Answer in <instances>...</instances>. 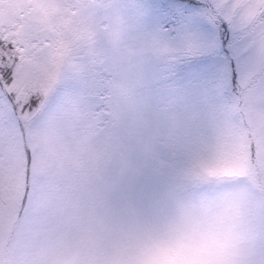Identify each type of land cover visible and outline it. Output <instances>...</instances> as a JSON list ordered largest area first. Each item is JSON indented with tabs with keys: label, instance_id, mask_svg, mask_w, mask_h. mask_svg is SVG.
Returning <instances> with one entry per match:
<instances>
[{
	"label": "snow or ice",
	"instance_id": "1",
	"mask_svg": "<svg viewBox=\"0 0 264 264\" xmlns=\"http://www.w3.org/2000/svg\"><path fill=\"white\" fill-rule=\"evenodd\" d=\"M0 264H264V0H0Z\"/></svg>",
	"mask_w": 264,
	"mask_h": 264
},
{
	"label": "rangeland",
	"instance_id": "2",
	"mask_svg": "<svg viewBox=\"0 0 264 264\" xmlns=\"http://www.w3.org/2000/svg\"><path fill=\"white\" fill-rule=\"evenodd\" d=\"M153 2L160 3V2H162V0H153Z\"/></svg>",
	"mask_w": 264,
	"mask_h": 264
}]
</instances>
